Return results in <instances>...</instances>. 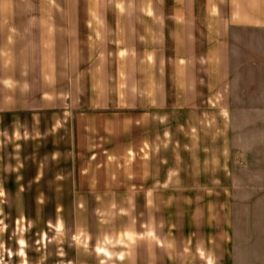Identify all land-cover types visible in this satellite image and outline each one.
Here are the masks:
<instances>
[{
  "label": "crops",
  "instance_id": "0c3cea01",
  "mask_svg": "<svg viewBox=\"0 0 264 264\" xmlns=\"http://www.w3.org/2000/svg\"><path fill=\"white\" fill-rule=\"evenodd\" d=\"M239 123L261 163L264 0H0V251L246 264Z\"/></svg>",
  "mask_w": 264,
  "mask_h": 264
},
{
  "label": "rangeland",
  "instance_id": "374dc122",
  "mask_svg": "<svg viewBox=\"0 0 264 264\" xmlns=\"http://www.w3.org/2000/svg\"><path fill=\"white\" fill-rule=\"evenodd\" d=\"M236 128L235 135L237 148L235 149V163L240 165V167H244V170L242 169L239 177L241 184V187L239 188V195L240 197H245L246 202L251 203L246 205L247 207H244L243 205L240 206V208L236 210L235 218H237L239 229L246 230L248 233V239H251V247H249L252 249L244 253V255H246L245 263L264 264V158L261 159V163L256 164L254 152L253 150H249L250 147L253 146V143L256 142L255 139H253L254 125L239 123L236 125ZM256 198H261L259 200V204L257 205L252 203ZM1 207L3 208L2 205H0V209ZM5 207H7L6 210L11 212V210L8 209V206ZM255 208L257 212L256 214ZM39 211L43 213V210L40 208ZM4 212L2 209V213ZM28 216L29 217L24 219H18L16 222V220L12 218L13 215H10L7 217L5 223H2V226L7 230L11 244L10 247H13L15 234L20 231H22V234L27 238L29 243H45L41 240L39 235L35 234V223H33V220L30 218V214ZM42 217L44 216L42 215ZM12 221H15L14 224H12ZM37 227H46L49 232V236H53L55 234L54 226L46 225L43 218H39ZM253 229H256L257 232H254ZM1 258L4 264H15L17 252L0 251V259Z\"/></svg>",
  "mask_w": 264,
  "mask_h": 264
}]
</instances>
